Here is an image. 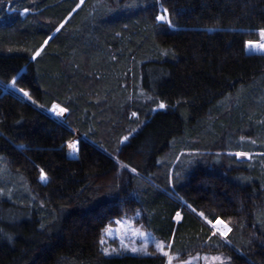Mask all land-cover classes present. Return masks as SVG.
Returning <instances> with one entry per match:
<instances>
[{
  "label": "trees",
  "instance_id": "obj_1",
  "mask_svg": "<svg viewBox=\"0 0 264 264\" xmlns=\"http://www.w3.org/2000/svg\"><path fill=\"white\" fill-rule=\"evenodd\" d=\"M261 30L264 0H0V264H166L104 252L137 211L181 259L264 264V155L233 154L264 152Z\"/></svg>",
  "mask_w": 264,
  "mask_h": 264
},
{
  "label": "rangeland",
  "instance_id": "obj_2",
  "mask_svg": "<svg viewBox=\"0 0 264 264\" xmlns=\"http://www.w3.org/2000/svg\"><path fill=\"white\" fill-rule=\"evenodd\" d=\"M84 0H82L83 2ZM253 45H259L264 44V42H258V43H251ZM248 52L253 54H264V51L256 49L253 50L249 47H247ZM7 90L13 89L14 85L13 83L6 86ZM142 90L140 91V96L135 98L139 102L142 103V100L144 102H148L149 99H142ZM61 107V106H60ZM53 108V107H52ZM52 108L50 109V112L54 115H56ZM59 111V109H57ZM67 112H65L62 116H58L64 118L66 117ZM245 140V139H242ZM68 152L69 155L72 157H76L78 154V142L77 140L71 141L68 144ZM232 151H228L229 154H231ZM236 154L240 160H248L252 163V167H256V161L259 156H263V153H257V152H237L233 153ZM242 154V155H241ZM185 155L191 156L192 159H194L196 156L193 154V152H184L181 155L179 154L178 161L181 160V157ZM191 158H189L191 160ZM1 213V210H0ZM142 217L141 211H137L136 213L125 215L120 218H116L115 221L106 229L103 237V249L104 252L107 255H122V254H136V255H150V254H163V252L160 251V249L157 247L158 244H163L164 251L168 252V256L166 257V264H169V259L171 258V264H220L218 260H214L215 257H222L224 259V264H231V258L226 255L225 253H196L194 255H191L185 259L179 258L177 254H174L170 250V245L165 243V241L159 239L157 236H155L150 230L146 229L143 224H140L139 219ZM178 220L181 219V216L177 217ZM217 221H222L223 224L227 225V229H221L218 226ZM213 223L214 228L218 233L220 232H227L228 228H231V225L222 219H218ZM217 223V224H216ZM229 234V232H228ZM133 249H138L139 251H133Z\"/></svg>",
  "mask_w": 264,
  "mask_h": 264
},
{
  "label": "snow or ice",
  "instance_id": "obj_3",
  "mask_svg": "<svg viewBox=\"0 0 264 264\" xmlns=\"http://www.w3.org/2000/svg\"><path fill=\"white\" fill-rule=\"evenodd\" d=\"M165 12L167 11L166 9L164 10ZM157 19L158 20H166V17L165 16H159V17H157ZM169 23H170V21H169ZM61 27H63V25H61ZM57 31H59V29H57ZM261 36L262 37H264V30H261ZM50 39H51V37H50ZM45 43H47V41H45ZM249 47L251 48V49H253V50H256V49H259V50H262V51H264V44H259V45H253V44H251V42H250V44H249ZM36 55H39V51L36 53ZM35 58V57H34ZM13 83H15V81H13ZM21 91H23L22 89H21ZM26 96H28L29 94L28 93H24ZM29 98H30V96H29ZM165 107V105L163 104V103H161V104H159V108H161V109H163ZM57 109H59V111H57ZM52 111L56 114V115H58V116H62L66 111H67V109H65V108H62V107H60L59 105H54L53 106V108H52ZM133 115H135V113H133ZM128 139V137H124V140H127ZM242 155V154H241ZM126 167V166H125ZM133 171H135V169H133ZM41 180L42 181H46L47 180V176H46V174L43 172V169H41ZM201 215H203V214H201ZM177 217H179V213H177ZM217 223H223L222 221H217ZM215 227V226H214ZM225 227H227V225H225ZM231 231V228H228V231L227 232H220L219 234H220V236L221 237H224V238H227V236H228V232H230ZM213 235H215V233H213ZM102 243H103V241H102ZM157 247L160 249V251L161 252H163V254L165 255V256H168L169 254H168V252H166V251H164V246H163V244H158L157 245ZM133 251H139L138 249H133ZM214 260H218L219 262H220V264H224V259L222 258V257H215V258H213ZM169 264H171V258L169 259Z\"/></svg>",
  "mask_w": 264,
  "mask_h": 264
},
{
  "label": "bare ground",
  "instance_id": "obj_4",
  "mask_svg": "<svg viewBox=\"0 0 264 264\" xmlns=\"http://www.w3.org/2000/svg\"><path fill=\"white\" fill-rule=\"evenodd\" d=\"M217 224V223H216ZM218 226L221 228V229H227V227H225V224L223 223H218Z\"/></svg>",
  "mask_w": 264,
  "mask_h": 264
}]
</instances>
